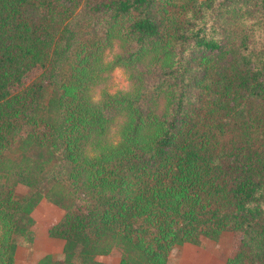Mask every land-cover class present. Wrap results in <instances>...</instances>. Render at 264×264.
I'll list each match as a JSON object with an SVG mask.
<instances>
[{"label":"trees","instance_id":"1","mask_svg":"<svg viewBox=\"0 0 264 264\" xmlns=\"http://www.w3.org/2000/svg\"><path fill=\"white\" fill-rule=\"evenodd\" d=\"M42 201L64 246L37 264H170L227 231L228 264H264V0H0V264Z\"/></svg>","mask_w":264,"mask_h":264},{"label":"rangeland","instance_id":"2","mask_svg":"<svg viewBox=\"0 0 264 264\" xmlns=\"http://www.w3.org/2000/svg\"><path fill=\"white\" fill-rule=\"evenodd\" d=\"M120 73L117 69L111 74L110 78L96 90L95 98H99L103 91L116 93L125 91L129 88V80L127 74L120 68ZM39 73L38 70L32 71L25 84L31 81ZM127 81L126 87H118ZM22 87L19 86V88ZM28 188L18 186L17 192L20 195H25ZM63 211L54 205L42 201L32 213V218L35 221L31 228L28 238H19L17 248L16 264H37L40 259L50 255L54 259L60 260L63 257L62 251L64 242L58 239H53L48 235V230L62 216ZM239 246V234L231 231L224 232L218 241L204 240L201 245L186 244L174 248L169 257L170 264H228L230 257L234 256ZM121 251L113 250L108 256H99L97 260L107 264H119Z\"/></svg>","mask_w":264,"mask_h":264},{"label":"clouds","instance_id":"3","mask_svg":"<svg viewBox=\"0 0 264 264\" xmlns=\"http://www.w3.org/2000/svg\"><path fill=\"white\" fill-rule=\"evenodd\" d=\"M121 70L117 69V73L119 74ZM118 87H126L127 86V81L125 80V83L123 85H117ZM89 154L90 155H94V153H92L90 150H89Z\"/></svg>","mask_w":264,"mask_h":264},{"label":"crops","instance_id":"4","mask_svg":"<svg viewBox=\"0 0 264 264\" xmlns=\"http://www.w3.org/2000/svg\"><path fill=\"white\" fill-rule=\"evenodd\" d=\"M20 186V185H19ZM22 186V185H21ZM18 188V187H17ZM42 203V202H41ZM16 260H17V254H16Z\"/></svg>","mask_w":264,"mask_h":264}]
</instances>
